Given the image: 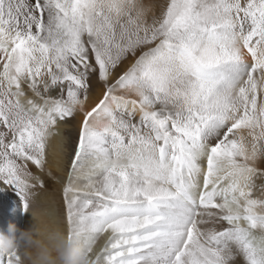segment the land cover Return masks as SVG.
Returning <instances> with one entry per match:
<instances>
[{
    "label": "snow or ice",
    "instance_id": "obj_1",
    "mask_svg": "<svg viewBox=\"0 0 264 264\" xmlns=\"http://www.w3.org/2000/svg\"><path fill=\"white\" fill-rule=\"evenodd\" d=\"M77 115L62 194L94 264H264V0H0V191L25 211Z\"/></svg>",
    "mask_w": 264,
    "mask_h": 264
},
{
    "label": "bare ground",
    "instance_id": "obj_2",
    "mask_svg": "<svg viewBox=\"0 0 264 264\" xmlns=\"http://www.w3.org/2000/svg\"><path fill=\"white\" fill-rule=\"evenodd\" d=\"M127 63L125 62V64ZM102 87V84L93 78L91 93L93 101L102 91ZM79 120L80 116L77 115L74 120L70 121L69 127L66 130H62L61 137L54 138L51 141L47 170L40 172L34 166L32 167V171L43 178L46 187L38 192L36 198L31 202L29 211L24 210L20 197L11 187H5L3 191H0V234L7 233L10 223L15 224L18 232L19 230L33 228L37 223L32 216L35 210L40 212L46 223L50 225L58 224L60 227L67 229L62 190L67 179L68 161L71 158L73 148L72 141L78 129ZM61 138L67 139L64 156L57 154ZM261 166L264 167V163ZM257 183L259 184L260 181H257ZM102 245L103 239L98 241L95 247L98 250Z\"/></svg>",
    "mask_w": 264,
    "mask_h": 264
},
{
    "label": "clouds",
    "instance_id": "obj_3",
    "mask_svg": "<svg viewBox=\"0 0 264 264\" xmlns=\"http://www.w3.org/2000/svg\"><path fill=\"white\" fill-rule=\"evenodd\" d=\"M32 216L37 222L33 228L18 232L10 223L7 233L0 234L5 251L18 249L27 258L25 264H94L79 237L70 235L68 228L46 223L38 210Z\"/></svg>",
    "mask_w": 264,
    "mask_h": 264
},
{
    "label": "rangeland",
    "instance_id": "obj_4",
    "mask_svg": "<svg viewBox=\"0 0 264 264\" xmlns=\"http://www.w3.org/2000/svg\"><path fill=\"white\" fill-rule=\"evenodd\" d=\"M144 2H145L146 4H149V3H152L153 0H144ZM68 167H69V165H68Z\"/></svg>",
    "mask_w": 264,
    "mask_h": 264
}]
</instances>
